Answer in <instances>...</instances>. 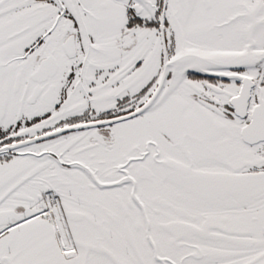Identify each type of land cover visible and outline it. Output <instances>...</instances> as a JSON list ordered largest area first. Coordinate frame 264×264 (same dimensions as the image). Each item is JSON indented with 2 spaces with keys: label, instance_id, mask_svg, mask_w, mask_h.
<instances>
[{
  "label": "snow or ice",
  "instance_id": "1",
  "mask_svg": "<svg viewBox=\"0 0 264 264\" xmlns=\"http://www.w3.org/2000/svg\"><path fill=\"white\" fill-rule=\"evenodd\" d=\"M0 264H264V0H0Z\"/></svg>",
  "mask_w": 264,
  "mask_h": 264
}]
</instances>
